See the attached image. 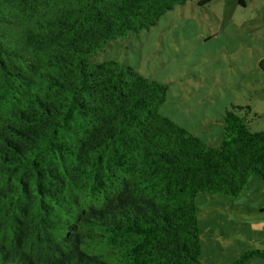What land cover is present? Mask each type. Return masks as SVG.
Here are the masks:
<instances>
[{
	"label": "trees",
	"instance_id": "16d2710c",
	"mask_svg": "<svg viewBox=\"0 0 264 264\" xmlns=\"http://www.w3.org/2000/svg\"><path fill=\"white\" fill-rule=\"evenodd\" d=\"M186 1L0 0V264H202L196 196L264 180L250 105L212 146L160 112L165 82L93 60Z\"/></svg>",
	"mask_w": 264,
	"mask_h": 264
},
{
	"label": "rangeland",
	"instance_id": "374dc122",
	"mask_svg": "<svg viewBox=\"0 0 264 264\" xmlns=\"http://www.w3.org/2000/svg\"><path fill=\"white\" fill-rule=\"evenodd\" d=\"M264 0L186 1L167 10L130 40L109 41L93 60H120L168 90L160 112L200 136L219 142L232 104L250 105L252 131L264 130ZM251 116V115H250ZM202 264H234L264 249V180L252 176L243 194L196 196ZM245 264H264L253 256Z\"/></svg>",
	"mask_w": 264,
	"mask_h": 264
}]
</instances>
